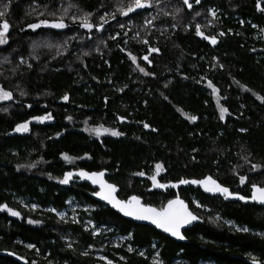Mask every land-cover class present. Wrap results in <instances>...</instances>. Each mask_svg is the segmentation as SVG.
Wrapping results in <instances>:
<instances>
[{
    "label": "trees",
    "instance_id": "1",
    "mask_svg": "<svg viewBox=\"0 0 264 264\" xmlns=\"http://www.w3.org/2000/svg\"><path fill=\"white\" fill-rule=\"evenodd\" d=\"M56 1L0 0V10L5 12L0 20L6 18L12 25L11 40L0 48V55L9 54L11 59L0 68V85L13 93L12 99L0 103V204L21 213V218L9 222V213L0 212V250L18 257L1 255L0 264L104 263L95 256L97 252L108 255L114 264H156L149 257L152 242L158 239L163 244L162 264H172L179 250L189 264H198L200 258L248 264L244 256L250 250L264 258V239L220 231L206 221L186 231L187 243L175 242L91 198L94 189L75 175L81 169H106L107 179L120 188L121 198L136 194L156 207L175 196L170 182L181 179L211 176L224 187L239 186L240 190L248 188V182H256L253 180L264 182V37L261 41L260 32L249 23L257 24L264 36L260 0H201L191 8L183 0H160L155 7L160 19L157 27L143 33L147 38L142 39L132 36L126 22L141 21L145 10L121 16L115 0H59L65 8L83 14L64 16L73 35L63 38L69 45L63 43L58 50L46 46L51 49L39 52L33 45L45 34L27 25L37 22L36 8L43 11L42 17L57 13ZM176 2L179 12L171 8ZM207 6L219 9L216 17L221 18L213 26L208 23ZM85 13H91L89 19L96 24L104 22L100 17L105 13V20L116 17L107 32L95 35L92 46L79 19H73ZM196 25L219 38V45L212 48L200 40ZM150 47L159 52L149 54ZM129 53L151 74L135 69ZM145 55L151 64L142 59ZM209 81L227 109L223 119ZM65 94L68 100L62 99ZM46 113L51 114V122L32 123L27 133L14 131L17 124ZM119 117L130 122H121ZM87 124L123 134L94 138L85 132ZM62 154L72 159L65 160ZM157 163L163 167L158 174ZM66 172L74 175L61 184ZM140 172L144 175H138ZM154 174L169 187H154L150 179ZM240 176L246 177L244 183ZM191 194L212 208L205 213L211 223L221 210L240 222L264 228V211L257 206L223 203L192 187L179 190L190 203ZM20 197L21 202L17 201ZM70 199L77 214L71 219L51 211L39 216L38 210L28 207L37 203L62 210ZM86 204L91 208L85 209ZM27 218L40 220L42 225L33 226ZM84 219L131 234L132 244L145 249L147 257L106 244L111 238L86 230ZM29 244L34 247L29 249Z\"/></svg>",
    "mask_w": 264,
    "mask_h": 264
},
{
    "label": "snow or ice",
    "instance_id": "2",
    "mask_svg": "<svg viewBox=\"0 0 264 264\" xmlns=\"http://www.w3.org/2000/svg\"><path fill=\"white\" fill-rule=\"evenodd\" d=\"M153 0H129L126 6H121L118 8L119 14L121 16H127L129 13L134 12L137 9H143L147 7L152 6ZM156 3H159L160 0H155ZM197 3H199V0H196ZM183 3L187 5L189 8L192 7V5L189 3V0H183ZM7 5L4 6L6 9ZM177 12L180 11V9L176 10ZM67 14V9L64 10V15ZM5 15V12L3 10H0V17H3ZM91 13H85L83 16L80 17H73V19H79L80 26L87 29H92L95 27L97 30H100L103 28L104 24H96L94 25L89 17L91 16ZM108 14L105 13V16ZM198 15V13H197ZM212 15L215 16V12H212ZM105 16H101L100 20L104 21V23H107V20H105ZM114 19V15L112 16ZM155 19V18H154ZM147 24H151L152 21L148 20L146 21ZM41 25L44 26H50L52 28L56 29H63L67 25L63 21V15L59 20L49 21V20H40L39 23L36 24H29L27 25L28 28L36 29L39 28ZM9 23L7 20H0V45L7 43V33L9 30ZM121 28L124 27V25H120ZM137 35H139L137 33ZM196 35L204 37L205 39H208L211 41L212 44H215L217 42L216 37H208L205 36V34L201 31V28L199 25H196ZM223 35V33H221ZM113 39L115 37H112ZM143 43L147 44L148 41L145 40ZM51 46V45H49ZM149 54L154 52H159L158 48L150 47L149 48ZM132 62L136 63V57L131 55L129 53ZM143 60L147 61L149 64H151V60H149V56L145 55L142 58ZM30 67V65H29ZM137 67L139 68L140 72L145 73V75H150L151 73H148L145 71V68L140 67L139 64H137ZM209 86L212 87L213 94L215 95L218 92V89H216L214 86H212L211 81L208 82ZM21 95H25L24 92L20 93ZM13 93L10 90H6L3 85H0V101L3 100H10L12 99ZM68 95L65 94L62 99L68 100ZM227 112V109L224 107H220V118L223 119L225 113ZM33 120L38 121H44V120H50L52 119L51 114L46 113L44 116L40 117H32ZM69 119H71L69 117ZM120 120H124V117H119ZM188 119L190 120H196V116H189ZM28 125L29 121L22 122L20 124H17L14 131L16 132H27L28 131ZM145 128H148V124H144ZM85 131L91 132L96 136L101 135L102 133H111L113 136H120L123 133L115 130V129H109L105 128L103 125H97L92 128H87ZM243 131V129L241 130ZM59 135V134H57ZM64 156L65 160H71L72 158L69 157L67 154H62ZM245 160H247V157H245ZM19 167V166H18ZM28 167H34V165H28ZM260 165H254L253 168H259ZM156 174L163 171V167L161 164L157 163L155 166ZM106 170H101L98 172H88L83 169L79 170L75 175H78L81 179H87L90 180L92 184L98 185L99 191H96L93 193V195L100 197L102 200L106 201L107 203L111 204L113 208L118 209L121 213H123L126 216L133 217L137 220H145L150 221L152 224H154L157 228L162 229L163 231L170 233L173 237H177L179 239H184L185 237L181 233V228L185 225L190 224L192 221H195L199 219L196 215H194L189 209L186 203L177 195L173 199H169L166 204L163 206L157 208L152 206L151 204H145L141 202V197L132 195L129 196L126 200L118 199L115 195L117 191V185L109 183L104 177H105ZM154 174L150 177V179L153 181V186L158 188H167L169 187V184L165 183H159L157 181V175ZM73 172H66L64 174L63 179H61L59 182L61 184H67L69 180L73 177ZM138 175H144L143 172L138 173ZM240 182L244 183L246 177L240 176L239 177ZM178 184H197L202 185L204 190L209 193H221L224 194L227 198L228 196L236 195L240 200H252L257 201L260 203H264V187L258 186L256 184L251 185V195L250 196H240L238 193H232L229 191L227 187L222 186L219 184L215 179H213L211 176H206L203 179L200 180H184L181 179L177 182ZM177 183H171V187H177ZM33 209L36 208V205H31ZM0 210H5L12 216H20V212L9 208L7 204H0ZM52 211H56L55 209H52ZM61 218L64 217V213H57ZM30 223H39V221H29ZM226 223H231L230 221ZM244 231H247V229H243ZM98 231V230H97ZM95 234V233H94ZM27 247L32 248L33 245L29 244ZM71 247V245H69ZM38 251V250H37ZM129 251H132L131 248H129ZM86 254V253H85ZM143 255V253H141ZM23 259V258H21ZM103 259L107 260V257H103ZM34 264V262H33ZM107 264H112V261H108ZM156 264H162L161 261L157 260ZM253 264H257L255 259H253Z\"/></svg>",
    "mask_w": 264,
    "mask_h": 264
},
{
    "label": "flooded vegetation",
    "instance_id": "3",
    "mask_svg": "<svg viewBox=\"0 0 264 264\" xmlns=\"http://www.w3.org/2000/svg\"><path fill=\"white\" fill-rule=\"evenodd\" d=\"M200 1L201 0H199V2ZM189 2H191L190 4H192V3L197 4L196 0H189ZM263 3H264V0H260L259 3H258V7L261 10H264ZM253 181H256V182H253ZM253 181H252L253 184H256L258 186L264 187V184H263L264 182L258 181V180H253ZM257 183H259V184H257ZM248 185H249L248 188H246L245 190H240L239 186H237V187H235V189H233L234 186H231V185L227 186V188L229 189L230 192H232V193H238L240 196H250L251 195V185L252 184H250V182H248ZM177 188H178V185H177V187H175V196L171 197L170 199L176 197L179 194V191L177 192ZM192 188L193 189H199L206 196H210V197H213L215 199H218L219 201H221L223 203H232V204H235V205L237 203L243 204V205L250 204V205H253V206H257L259 208V210L264 211V203H260V202L252 201V200H240L238 198V196H236V195L228 196L226 198L225 195L224 194H221V193H209V192L203 191L201 189V186H199L198 188H195V187H192ZM190 198H191V203L190 202H187L186 200L185 201L188 203L189 208L191 209V211L195 215H197V217H199V222L197 224H200V223L206 221L207 222V225H217V226H219L220 227V231L228 230L229 232H232V233H235V234H243V235H249L250 234V235H252L254 237H260L261 239H264V228H262V227H252L248 223L240 222L236 218H232V217L227 216L221 210H220V212H218L217 214H215L216 221L213 222V223H211V220L212 219L210 220V218H209V220H208V216L205 213L212 212L213 211L212 208L210 206H208L207 204L202 203L200 201V199L198 198V196H196L195 194H191L190 195ZM17 201L21 202V197L18 198ZM27 204H30V203H27ZM31 205H36V208L33 209L31 207ZM31 205H29L28 207L29 208H32L35 211L38 210L40 212L39 213V216H45V212H48L49 211L48 210V208H49L48 205H46V206H39V204H37V203H32ZM84 207H85V209H90L91 208L87 204ZM0 212H2V210H0ZM16 218H21V213H20V216H18V217L17 216H12L11 214H9V222H10L11 219H16ZM262 218L264 219V215L262 216ZM30 220L31 221H39V223H30L29 222ZM228 221H230L231 223H226ZM26 222L29 223V224H31V225H33V226L42 225V222L40 220H36V219H33V218H27ZM197 224H194L192 227H190V228H188V229H186L184 231V235L187 238V241L184 242V243H187L189 241L188 240V237L186 235V231H188V230L191 231V229L194 226H196ZM245 228L247 229V231H244L243 230ZM154 241L155 242L152 244V246H153V253L156 252V256L155 257H157V258H154V261H153V259L151 260L153 263H155L157 260H159V261L161 260L160 259L161 258V252L160 251H161V248L163 246V244H161V245L158 244V242L161 241L160 239L154 240ZM239 241H240V239L237 240V242H239ZM178 243H180V242H178ZM224 244H228V242H224ZM32 248H29V249H32ZM182 253H183V250H179L176 253V256L174 257V261H173L172 264H189L190 263L187 258H184L182 256ZM222 253L223 254L226 253L225 248L223 249V252ZM1 255L14 257L16 260L18 258L17 255H15L14 253L12 254L10 252H2L0 250V256ZM235 257H239V256L238 255H235ZM244 259H245V261L248 264H253V259H255V261L257 262V264H264V258H261L260 256H258L257 253H255L253 250H250V252H248L244 256ZM198 264H224V263L221 262V261L219 262L215 258H200L198 260Z\"/></svg>",
    "mask_w": 264,
    "mask_h": 264
},
{
    "label": "rangeland",
    "instance_id": "4",
    "mask_svg": "<svg viewBox=\"0 0 264 264\" xmlns=\"http://www.w3.org/2000/svg\"><path fill=\"white\" fill-rule=\"evenodd\" d=\"M61 1H68V0H61ZM59 2H60L59 0L56 1V6H59L57 8V10H56L57 13L52 14V16L49 15L48 17L47 16L46 17H42V16H44L43 15L44 14L43 11L41 9L38 10V8H36V10H37V15L36 16H37L38 19L36 20L37 22H35L34 24L39 23L40 20H49V21L59 20L61 18V16L63 15V21L67 25L63 29H56V28H52L50 26H44V25H41L39 28L34 29V30L39 29V30H41L40 33H44L45 34V37H42L39 40H37V41L34 42V45L33 46H35V50H37L39 52L41 50L45 49V48L51 49V47L53 49H55V50H58L60 47L63 46V43L66 44V45H69V43H67V41H63V38L66 37L67 39H69V37H67V36H70V38L73 36V35H70L69 32H68V30H67L69 28V23H67L64 20V16H65L64 15V10L67 9V8L64 7V4L65 3H60L59 4ZM128 2H129V0H127V1L126 0H115L114 6L117 8V11H118V8L119 7H121L122 5L124 6ZM156 5H157V3L155 2V0H153L152 6L151 7H147V9H145V11H147V12L144 13V16H143V18H142L141 21L135 22L134 20H130L129 19L126 22V24L129 26L128 28H130L132 30V36L133 37H137V38L142 39L141 36H144L143 33H149V31L156 29V27H157V24L156 23L160 20L158 18L159 12L157 13L155 11ZM174 5L175 6L174 7H171V8L174 9V12H175L176 11L175 8L180 7V4H178V2H176V4H174ZM210 7H214V6H207V12H208V14L210 16L208 23H209V25H212L213 26V25L216 24L217 21L220 20L221 16L218 15L216 17V14H215V16H213L212 15V12L210 11ZM70 13H77L79 15L80 14H83L82 11H79L77 9H72V8L67 9V14H70ZM194 17H195V13L192 14L191 18H194ZM3 19L4 20H7L8 23L10 24V22H9L8 19H6V18H3ZM115 20H116V17L114 19L113 18H111L110 20L108 19L107 20V23L102 22L104 24V26L100 30H97L95 27H93L92 29H87V28L81 27L82 32H85L87 34V41L89 43V46H92L94 44V42H92V41H93L95 35H99V34H102V33L107 32V30L109 28V23L111 21H115ZM148 20H151L152 23L151 24H147L146 21H148ZM191 20H193V19H191ZM205 20H206V18H205ZM91 22L94 25H96V23H94L93 21H91ZM102 23H100V24H102ZM198 24H200V23H198ZM161 26H163V24ZM11 31H12V25H11ZM11 33L7 36V43L6 44H3V45H0V48L1 47H4L5 45H7L8 44V41L11 40ZM137 33L139 35H137ZM144 37L147 38L146 36H144ZM49 45H51V47H46V46H49ZM41 46H45V47H41ZM87 50L88 51H92V50L95 51V48L94 47H88ZM9 60L11 61L9 54L0 55V68H2L3 65L7 61H9ZM215 61H217V59ZM137 64H139V66L142 67V65L140 63V60H138V59H136V63H134V66H135V69L139 70V68L137 67ZM215 95H216L215 98H216V101H217V104H218L219 110H220V107H223L222 106V103H221V99L218 96V92ZM6 101H9V100H3V101H0V103L1 102H6ZM51 121H52V119H50V120H44L42 122L41 121H38V120H33V119L32 120H29V125H28V131L27 132H29L30 126H31L32 123H48V122H51ZM92 127H95V126L94 125H88L87 124L85 126L84 130L87 129V128H92ZM105 128H107V127H105ZM109 129H111V128H109ZM27 132H16V133H27ZM85 132L88 133L90 136H92L94 138H98V139H100L102 137H105V136H113V135H111V133H102L101 135L96 136V135H94L91 132H88V131H85ZM78 171L79 170H77V172ZM77 172H75V173H77ZM76 176H78V175H76ZM73 215H75V214L73 213ZM117 240L119 242H121L123 239L120 240L117 237L116 238V242H117ZM107 243L110 244V242H107ZM112 245H114V244L112 243ZM129 248H131V247H129ZM95 256L97 258H99L101 261L104 262V263L98 262V264H107V262L109 260L111 261V259L109 257H107L106 255H102L101 253H98V252L95 253ZM103 257H107V260L103 259ZM112 264H114V262H112Z\"/></svg>",
    "mask_w": 264,
    "mask_h": 264
},
{
    "label": "water",
    "instance_id": "5",
    "mask_svg": "<svg viewBox=\"0 0 264 264\" xmlns=\"http://www.w3.org/2000/svg\"><path fill=\"white\" fill-rule=\"evenodd\" d=\"M145 9H146V8H143V9H137V10H135L134 12L129 13V14H134V13H138V12H143ZM9 25H10V24H9ZM201 31H202V30H201ZM202 32H203V31H202ZM10 33H11V25H10V27H9V30H8L7 36H8ZM203 33H204V32H203ZM204 34H205V33H204ZM205 36L213 37V36H209V35H207V34H205ZM198 38H199L200 40L206 42V43H207L208 45H210L212 48H216V47L219 45V43H220V40H219V38H217V37H216L217 42H216L215 44H212L210 40L205 39L204 37L198 36ZM120 121H121V122H126V123H129V122H130L127 118H124V120H120ZM104 170H106V169H104ZM98 171H101V170H94V171H88V172H98ZM107 175H108V171L106 170V172H105V177H104V178H105L109 183L115 184V183H113V182H111V181H109V180L107 179ZM187 180H193V179H187ZM196 180H197V179H196ZM85 181H86L87 184H89V185L94 189V191L90 194V195H91V198H93V199L96 200L97 202H100V203L104 204L106 207H109L110 209H112L113 211H115L116 213H118L121 217L125 218L126 220L132 221V222H134V223H136V224H140V225H149V226L155 228L158 232H160V233H162L163 235H165V236H167V237L173 239V240L176 241V242H180V243H184V242H186V241H187V238H186L185 235H184V231H185L186 229L192 227L194 224H197V223L199 222V219H197V220H195V221H192L190 224L185 225V226H183V227L181 228V233H182V235L185 237L184 239H179V238H177V237H173L170 233H167V232L163 231L162 229L157 228V227H156L154 224H152L150 221L137 220V219H135V218H133V217H129V216L124 215V214L121 213L118 209L113 208L111 204H109V203H107L106 201L102 200L100 197L93 195L94 192L99 191V187H98V185H94V184H92L91 181H90V180H87L86 178H85ZM115 185H116V184H115ZM199 186H201V189H202L203 191H205L202 185L190 184V183H189V184H178L177 192L179 191V189H180L181 187H195V188H198ZM119 192H120V188L117 186V191H116L115 195L117 196L118 199L126 200L127 198H126V199H123V198H121V197L119 196ZM134 195H136V194H134ZM178 195H179V194H178ZM131 196H132V195H131ZM136 196H138V195H136ZM139 197H140V196H139ZM179 197H180V198L186 203V205L188 206V209L191 211V209L189 208V205H188V203L185 201V199H183L180 195H179ZM174 198H175V197H174ZM172 199H173V198H172ZM141 202H142V203H145V202H144V199H143L142 197H141ZM166 203H167V202H166ZM166 203H165V204H166ZM145 204H146V203H145ZM152 206H153V205H152ZM154 207H156V206H154ZM157 208H159V207H157ZM191 212H192V211H191ZM192 213H193V212H192ZM193 214H194V213H193ZM194 215H195V214H194ZM196 216H197V215H196Z\"/></svg>",
    "mask_w": 264,
    "mask_h": 264
},
{
    "label": "built area",
    "instance_id": "6",
    "mask_svg": "<svg viewBox=\"0 0 264 264\" xmlns=\"http://www.w3.org/2000/svg\"><path fill=\"white\" fill-rule=\"evenodd\" d=\"M210 11L211 12H215V14L217 13V12H219V9H217L216 7H210ZM240 22L242 23V20L240 19ZM250 23V25H251V27L253 28V29H258V31L260 32V38L262 37H264L263 36V33H262V29L260 28H258V26H257V24H255V23H253V22H249ZM261 38V41L263 40ZM52 209H55L56 211H52ZM48 210L49 211H51V212H53V213H55V214H57V213H64L65 215H64V217L63 218H67L68 216H70V219L71 218H75L76 216H77V214H75V212H74V210H76V208L75 207H72V200L70 199V200H67L66 201V207H64L62 210H57L56 208H54V207H52V206H49V208H48ZM73 211V213L75 214V215H73V213L71 214V213H69V211ZM59 216V215H58ZM60 217V216H59ZM84 222H85V229L86 230H88V231H92V233L96 236V235H103V231H102V228H107V225L106 224H104L103 226H101L102 224H100V223H97L96 221H94V220H91V219H84ZM112 228H114V226L112 227ZM111 229V228H110ZM98 230V231H97ZM111 232H109V234L107 235H104V237L106 238V239H109V238H111L110 239V243H113V244H115V245H118V240H117V242H116V238L118 237L120 240H122V239H126L127 237H128V234H121L119 231H113V230H110ZM126 237V238H125ZM65 240L66 241H69V239H67V238H65ZM129 248V247H128ZM139 253L141 254V253H143V256L144 257H147V255L144 253V250H140L139 249ZM103 255V254H102Z\"/></svg>",
    "mask_w": 264,
    "mask_h": 264
},
{
    "label": "bare ground",
    "instance_id": "7",
    "mask_svg": "<svg viewBox=\"0 0 264 264\" xmlns=\"http://www.w3.org/2000/svg\"><path fill=\"white\" fill-rule=\"evenodd\" d=\"M198 36V35H197ZM88 210V209H87ZM104 224H106V223H102V225L101 226H103ZM111 228V229H110ZM110 230H113V231H115V229L114 228H112V226H110V225H107V228H102V231H103V235H108L109 234V232H111ZM132 242H133V236L131 235V234H128V237L126 238V239H123L121 242H118V245H111V246H114V247H118V249H120V248H122V250L123 249H125V250H127L129 253H133L134 251H136L137 252V254L138 255H140V256H143V255H141L140 253H139V249H137L133 244H132ZM155 241H153L152 242V244L154 243ZM106 244H108V243H106ZM110 244H112V243H110ZM128 247H131V249H132V251H129V248ZM151 249L153 250V246L151 245ZM140 250H144V253L146 254V250L145 249H140ZM147 255V254H146ZM156 256V252L155 253H152V255L149 257L151 260L153 259V261H154V258H157V257H155ZM107 257H109L108 255H107ZM144 257V256H143ZM110 258V257H109ZM111 259V261L112 262H114L113 260H112V258H110Z\"/></svg>",
    "mask_w": 264,
    "mask_h": 264
}]
</instances>
